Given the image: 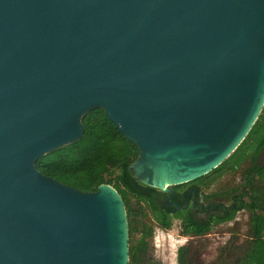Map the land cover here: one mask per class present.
Listing matches in <instances>:
<instances>
[{
  "label": "water",
  "instance_id": "obj_1",
  "mask_svg": "<svg viewBox=\"0 0 264 264\" xmlns=\"http://www.w3.org/2000/svg\"><path fill=\"white\" fill-rule=\"evenodd\" d=\"M98 108L143 185L211 173L264 109V0H0V264H130L118 190L37 168Z\"/></svg>",
  "mask_w": 264,
  "mask_h": 264
},
{
  "label": "trees",
  "instance_id": "obj_2",
  "mask_svg": "<svg viewBox=\"0 0 264 264\" xmlns=\"http://www.w3.org/2000/svg\"><path fill=\"white\" fill-rule=\"evenodd\" d=\"M82 121L85 130L81 140L45 155L37 162L38 170L64 185L88 193L98 191L102 184L112 185L124 199L129 218L132 215L139 216L132 203L136 199L137 204H142L141 202L152 204L155 218L161 227L171 229L174 218L161 212L155 198L149 196L150 193L143 189L130 169L139 157V147L122 135L102 108L88 112ZM263 153L264 109L239 148L218 168L196 181L199 184L210 185L226 173L236 171L246 160H250L251 166L246 168L244 173L243 191L241 186L228 193L232 195L236 190L241 191L239 197L247 196L241 208L249 212L248 234L254 245L241 264H264V167L258 163ZM257 175L260 179L256 178ZM151 195L154 196L153 193ZM235 214L223 219L215 217L209 222L195 219L183 211H179L175 217L182 220L181 227L184 234L205 236L215 224L222 220H232ZM134 232L135 228L130 224L131 238ZM152 236L153 231L147 226L137 243L131 244L133 242L130 240V264H144L141 257L147 253V240ZM178 263L188 264L185 247L179 249Z\"/></svg>",
  "mask_w": 264,
  "mask_h": 264
},
{
  "label": "rangeland",
  "instance_id": "obj_3",
  "mask_svg": "<svg viewBox=\"0 0 264 264\" xmlns=\"http://www.w3.org/2000/svg\"><path fill=\"white\" fill-rule=\"evenodd\" d=\"M260 162L264 164V153ZM250 166V160H246L236 171L226 173L209 193H229L241 187L245 170ZM132 203L139 216L129 218V226L131 224L135 228L133 237H130L131 244L141 239L147 226H154L153 236L147 240V253L141 257L144 264H179L178 252L181 247H187L188 264H241L252 251L254 241L248 234L250 216L246 211H239L235 219L214 227L208 235L191 239L182 234L178 220L174 221L171 229H160L150 213L140 215V208L144 205L137 204L136 199ZM230 241L231 245H228Z\"/></svg>",
  "mask_w": 264,
  "mask_h": 264
},
{
  "label": "flooded vegetation",
  "instance_id": "obj_4",
  "mask_svg": "<svg viewBox=\"0 0 264 264\" xmlns=\"http://www.w3.org/2000/svg\"><path fill=\"white\" fill-rule=\"evenodd\" d=\"M260 159H261V156L259 157L258 163L262 167H264V164H261ZM256 178L260 179V176L257 175ZM243 180H244V183H243L244 185L245 177L243 178ZM196 181L197 180L183 184V185L169 187V191L167 192H164L154 187L143 185L142 183L141 185L143 186V189L145 191L150 193L149 196L151 198L153 199L155 198V201L157 202L158 207L160 208L161 212L164 213L165 215L173 217L174 221L178 220L180 222V225L183 223L181 222L182 220L175 217V215L179 211H183L187 213V215H190L194 217L195 219L201 220L203 222L212 221V219L215 217L222 218V219L225 217H230L234 213H236L235 215H237V213H239V211L241 210L249 213L247 210H244L243 208H241L242 207L241 205H243V202H245L247 199V196L239 197V194H241V191L235 190V192H233L232 195H229L228 193H226L225 195L222 192H219V194L209 193V191L212 190L213 186L216 184L217 181H215L214 183H211L210 185L199 184ZM243 185H242V191L244 187ZM151 193H153L154 196H152ZM141 203L142 205H144L145 208L143 206L140 208V213H141L140 215L150 213L153 221L155 222V225L158 228L163 229L155 218V214L153 211V205L146 204L144 202H141ZM178 206L182 208H179ZM232 220H222L218 224H215L213 221V224H215L214 227H217V226L224 225L225 223H228ZM151 229L154 233L153 225H151ZM164 230H167V229H164ZM181 232H182V227H181ZM182 234L185 236H188L191 239L204 237V236H197L194 234H184L183 232ZM231 242L232 241H230L228 245H230ZM185 248L187 249V247Z\"/></svg>",
  "mask_w": 264,
  "mask_h": 264
}]
</instances>
